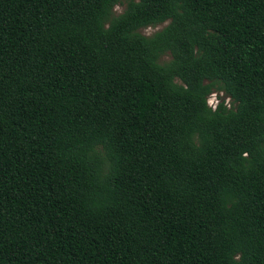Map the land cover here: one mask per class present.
Listing matches in <instances>:
<instances>
[{"label": "trees", "instance_id": "obj_1", "mask_svg": "<svg viewBox=\"0 0 264 264\" xmlns=\"http://www.w3.org/2000/svg\"><path fill=\"white\" fill-rule=\"evenodd\" d=\"M0 264H264V0H0Z\"/></svg>", "mask_w": 264, "mask_h": 264}, {"label": "rangeland", "instance_id": "obj_2", "mask_svg": "<svg viewBox=\"0 0 264 264\" xmlns=\"http://www.w3.org/2000/svg\"><path fill=\"white\" fill-rule=\"evenodd\" d=\"M124 8H125V5H123V4L117 5L115 7L116 13L122 12L124 10ZM167 23H168V21L162 22V23H159L156 25H150L148 27L142 28V31L146 34H152L155 31L163 28ZM165 59H167V56H165ZM221 96H224L226 98V100L229 101V98L226 95H224V93L219 92V91H215L212 94H210L209 99H208L209 103L212 105H216L217 102L220 100Z\"/></svg>", "mask_w": 264, "mask_h": 264}]
</instances>
